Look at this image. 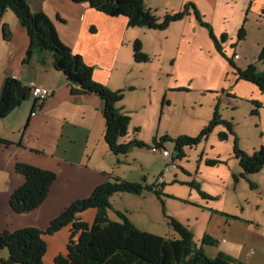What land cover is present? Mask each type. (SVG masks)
<instances>
[{
  "label": "crops",
  "instance_id": "crops-1",
  "mask_svg": "<svg viewBox=\"0 0 264 264\" xmlns=\"http://www.w3.org/2000/svg\"><path fill=\"white\" fill-rule=\"evenodd\" d=\"M27 1L33 12L48 16L63 44L93 68L96 83L111 91L123 90L125 96L118 107L130 117V128L138 142H143L140 136L143 130L154 129L165 118L169 119L178 92L196 93L203 99L207 94L212 95L208 106L199 101L211 113L203 126H208L216 110L220 114L219 106L226 100H259L264 106V94L256 85L238 78L236 69L227 60L231 58L239 70L256 63L248 60L247 52L254 55L264 49V0L235 1V6L231 0H210L214 4L211 11L205 10L208 13L205 21L217 39L227 36L221 44L223 54L216 49L209 31L201 27L192 9L187 18L170 25L158 41L151 34L155 30L129 28L125 17L110 18L87 3ZM190 3L197 5L198 0H145V7L157 12L164 5L165 12L168 9L174 14ZM242 25L246 39L236 44ZM179 29H182L181 38ZM27 33L11 10L0 14V95L8 78L16 79L21 87L30 88V83H34L51 92L41 102L30 94L18 109L0 119V141L7 143H0V236L24 228L45 232L67 207L90 197L101 185L115 179L135 181L120 178L116 169L119 156L106 145L104 102L89 93L74 94L65 75L54 69L51 55L36 52L27 60L30 46ZM172 36L175 37L172 45L176 43V46L170 49L167 43ZM137 40L150 58L147 63L134 60L133 45ZM245 44L251 50L246 55L242 53ZM235 56L240 58L235 60ZM143 111L147 112L141 114ZM19 163L56 175L45 202L28 214H17L10 205L13 194L25 183L24 176L16 169ZM79 218L92 225L96 210L86 211ZM262 229L264 235V226ZM71 234L72 225H69L59 233L43 237L48 247L44 264H55V258L67 253ZM247 245L221 248L218 254L225 252L245 264H259L252 257L253 252L244 251ZM7 258L4 250L0 262Z\"/></svg>",
  "mask_w": 264,
  "mask_h": 264
},
{
  "label": "trees",
  "instance_id": "trees-1",
  "mask_svg": "<svg viewBox=\"0 0 264 264\" xmlns=\"http://www.w3.org/2000/svg\"><path fill=\"white\" fill-rule=\"evenodd\" d=\"M70 1L80 4L87 3L95 11L110 18L125 17L128 20L129 28L155 31H164L170 24L187 18L191 7L186 5L182 11L174 14L167 13L163 19H160L152 10L145 7V0ZM27 2V0H0V14L11 10L17 16L21 26L28 32L30 46L27 49V60L36 52L51 55L54 69L65 75L74 94L89 93L98 96L104 102L103 116L106 122L104 138L108 149L114 155L126 156L131 147H144V144L137 140L128 144L120 142V139L127 136L130 126V117L118 107L125 96L123 90L111 91L105 85L96 83L93 68L63 44L57 29L48 16L42 12H33ZM192 6L199 24L209 31L216 49L223 54L221 44L225 42L227 36L223 35L218 40L212 27L203 20L195 9V5ZM237 39V42L246 39L245 25L239 29ZM133 49V57L136 62L141 64L150 61L149 56L143 53V47L139 40L135 41ZM259 58L264 59V51L261 52ZM227 60L236 69L240 79L256 85L264 94V71H259L255 65L239 70L231 58ZM19 88H21V84L16 79L5 80L0 95V119L6 118L13 110L18 109L26 99L17 98L16 94ZM254 104L259 107L257 102ZM258 113L256 110L255 114ZM220 124L225 125L229 134L234 136L232 124L221 120L220 114L216 110L212 120L199 136L181 135L176 138L174 140L175 151L180 156L183 155L185 147L199 145L203 138ZM219 138L226 140L227 134L220 133ZM166 141H169L167 136L159 141L155 140L154 148L162 147ZM236 141L233 151L239 160L243 178L259 173L264 168V146L250 155L240 150ZM0 143L7 144L4 141H0ZM16 169L24 176L25 183L13 194L10 205L15 213L28 214L45 202L50 187L56 180V175L29 166V164L19 163ZM148 188L135 182L115 179L113 182L96 188L90 197L72 203L61 215L51 221L45 232L36 228H24L14 233L4 232L0 236V256L7 249L8 258L1 260L0 264H44L48 247L43 237L59 233L69 225H72V234L66 249L67 253L55 258V264H245L239 259L226 255L225 252H220L215 258L210 259L205 255L203 247L199 248L195 243L193 233L177 221H172L171 225L179 236L171 239L137 229L123 214L118 213L122 222L111 221L107 210L111 209L110 198L114 194L141 195L142 191ZM150 191L153 192L152 189ZM90 210H96V218L92 225H88L79 218L81 214ZM77 235L78 239L75 241ZM202 244L215 246L217 242L210 236H206L202 239Z\"/></svg>",
  "mask_w": 264,
  "mask_h": 264
},
{
  "label": "rangeland",
  "instance_id": "rangeland-1",
  "mask_svg": "<svg viewBox=\"0 0 264 264\" xmlns=\"http://www.w3.org/2000/svg\"><path fill=\"white\" fill-rule=\"evenodd\" d=\"M211 1L198 0L195 5L204 21H207L208 17L205 10L211 11L213 8L214 3ZM235 1L240 0H231V5L235 6ZM257 2L260 3L261 0ZM189 5L192 9L193 4ZM160 8L157 12L153 11L158 18L171 13L168 9L165 12L164 5ZM169 26L164 31H151V34L159 41L158 37L165 35ZM181 34L182 29H179V38ZM173 42L174 36L170 37L167 43L170 49L176 46V43L172 45ZM241 42L236 41V44ZM246 44L242 45V53L245 55L247 51H251L247 46L249 43ZM263 51L264 49L254 55L253 52H247L248 60L256 62L252 65L257 66L261 72L264 71V59L259 56ZM211 96L207 94L203 99L196 93H176L174 110L169 119L165 118V121L154 129L142 131L140 136L144 147L133 146L126 156L119 155L120 163H116V169L120 178H130L135 180L132 182L149 188L143 190L141 195L114 194L110 198L111 209L107 210V214L111 221L119 222H122V219L118 213L123 214L137 229L165 239L179 236L171 225L172 221H177L193 233L195 243L199 248L203 247L205 255L210 259L215 258L221 248L227 249L236 244L244 246L249 243L251 246L247 245L244 251L253 252L252 257L258 259L259 264H264V168L259 173L243 178L239 160L233 151L235 140L238 148L250 155L264 146V106L259 100L223 101L219 106L220 118L232 124L234 136L229 134L225 125L220 124L204 137L199 145L185 147L183 155L180 156L174 148V140L180 135L199 136L207 126H203V122L210 113L207 106ZM199 101L208 104L200 106ZM256 102L259 107L254 104ZM256 110L258 114H255ZM139 117L141 118V115L137 116ZM131 128L129 126L127 136L120 139L126 141V144L135 140ZM220 133H226L227 139L221 140ZM166 135L169 141H166L162 148L174 155L179 166L177 169L168 166L162 154L154 150L155 137L157 136L159 141ZM258 185L262 188L259 189ZM258 225L261 226L260 229ZM206 236H210L217 244L203 245L202 239ZM7 253L6 249L5 256L8 257Z\"/></svg>",
  "mask_w": 264,
  "mask_h": 264
},
{
  "label": "built area",
  "instance_id": "built-area-1",
  "mask_svg": "<svg viewBox=\"0 0 264 264\" xmlns=\"http://www.w3.org/2000/svg\"><path fill=\"white\" fill-rule=\"evenodd\" d=\"M235 58H239V56H235ZM31 95L36 101L41 102L45 99L47 100L51 95V92L42 86L35 85L34 83H30ZM154 150L159 151L162 156L166 159L168 166L171 165L172 169H177L179 166L175 161L174 155L171 154L165 148H155Z\"/></svg>",
  "mask_w": 264,
  "mask_h": 264
},
{
  "label": "water",
  "instance_id": "water-1",
  "mask_svg": "<svg viewBox=\"0 0 264 264\" xmlns=\"http://www.w3.org/2000/svg\"><path fill=\"white\" fill-rule=\"evenodd\" d=\"M30 94H31L30 88L21 87L17 90L16 96L19 99H24V98H28Z\"/></svg>",
  "mask_w": 264,
  "mask_h": 264
}]
</instances>
